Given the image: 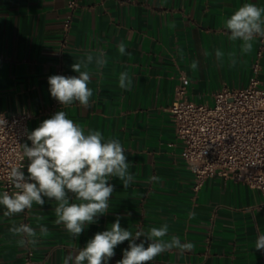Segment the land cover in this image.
<instances>
[{"label":"crops","instance_id":"0c3cea01","mask_svg":"<svg viewBox=\"0 0 264 264\" xmlns=\"http://www.w3.org/2000/svg\"><path fill=\"white\" fill-rule=\"evenodd\" d=\"M69 1L0 0V114L29 113V133L64 111L85 131L119 139L134 181L124 188L118 178L110 179L109 212L76 238L55 224L54 199L44 197L43 206L34 204L13 217H5L0 206V264H24L27 257L31 264H63L70 252L108 230L117 218L133 233L168 223L165 239L176 235L195 245L183 253H162L150 264H264V250L255 248L258 235L264 234L262 194L220 177L195 191L168 110L182 88L189 100L212 104L219 89L247 86L259 53L264 90V38L257 37L253 51L241 55V42L230 41L224 29L238 7L246 2L264 7V0H76L74 8ZM121 42L124 55L118 51ZM216 49L225 53L222 61H217ZM89 52H102L108 61L103 69L89 68L91 106L61 105L50 95L48 77L78 75L71 65ZM228 53L236 54L235 67ZM123 71L133 81L127 91L118 86ZM25 143L31 146L27 138ZM36 216L44 218L39 223L48 235L35 247L19 246L9 228L15 222L39 231ZM145 240L142 236L136 243ZM128 245L119 244L107 264H117Z\"/></svg>","mask_w":264,"mask_h":264},{"label":"clouds","instance_id":"9594fccd","mask_svg":"<svg viewBox=\"0 0 264 264\" xmlns=\"http://www.w3.org/2000/svg\"><path fill=\"white\" fill-rule=\"evenodd\" d=\"M230 41H240L241 55L253 51V41L257 37L264 38V7L256 3L246 2L238 7L224 21ZM121 55L126 54V45H118ZM225 53L215 50L217 61H222ZM230 66L238 63L235 53H228ZM108 63L104 53L93 55L91 52L71 65L78 75H51L48 77L49 92L52 98L61 105L70 106L78 102L87 109L93 90L89 87L93 73L90 66L103 69ZM191 67L196 69L198 61ZM132 77L127 71L119 74L118 86L127 91L132 87ZM6 120L0 118V125ZM31 146L22 145L21 160L26 158L27 175L22 168L24 164L11 166L7 179L14 185L16 191L0 193V206L5 217H13L31 210L33 205L43 206L44 197L54 199L56 207L55 224L63 225L73 237L79 235L98 218L109 212V201L114 191V185L109 183L112 178H118L127 188L134 181L129 171L125 149L119 139H105L100 130L81 127L69 119L64 111H57L50 118L43 120L38 127L27 134ZM159 177H150V181H159ZM71 194V196L69 195ZM195 213H189L190 218ZM38 222L33 228L29 224L15 223L9 228L13 236L18 237L17 244L21 247H35L42 237L48 235V228L39 223L44 218L35 217ZM145 241L136 243L140 237ZM169 236V224L152 226L147 231H132L122 228L117 218L108 230L97 232L88 240L83 248L75 253H69L63 264H107L115 255V248L129 241L128 248L123 251V258L117 264H150L158 256L176 249L183 253L191 251L195 245L191 242L182 243L179 236ZM145 243L147 246L145 247ZM255 248L264 250V234L258 235Z\"/></svg>","mask_w":264,"mask_h":264},{"label":"built area","instance_id":"2783aa9c","mask_svg":"<svg viewBox=\"0 0 264 264\" xmlns=\"http://www.w3.org/2000/svg\"><path fill=\"white\" fill-rule=\"evenodd\" d=\"M76 0L69 1L74 8ZM260 53L252 64L253 76L247 86L223 87L213 95L212 104L189 100L179 91L169 107L174 132L181 143V158L193 174L195 191L212 177L231 179L258 190L264 199V90L258 77ZM30 114H6L0 125V190L16 191L7 179L11 166L21 160ZM25 175H27L25 173ZM24 264H31L27 257Z\"/></svg>","mask_w":264,"mask_h":264}]
</instances>
